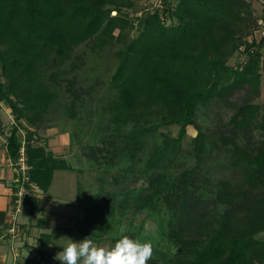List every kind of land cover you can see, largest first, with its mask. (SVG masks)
Returning <instances> with one entry per match:
<instances>
[{
  "label": "trees",
  "instance_id": "trees-1",
  "mask_svg": "<svg viewBox=\"0 0 264 264\" xmlns=\"http://www.w3.org/2000/svg\"><path fill=\"white\" fill-rule=\"evenodd\" d=\"M136 4L0 0V78L6 79H0V100L10 106L17 122L6 136L8 155L15 163L25 143L27 183L44 192L57 170H73L22 120L40 125L59 98L46 76L71 60L77 47L94 38L101 50L120 44L111 77L118 94L105 107L111 116L103 141L135 167L150 136L163 125L180 126L178 137L152 145L141 170L149 182L133 197L135 209L158 211L161 200L166 202L176 218L170 230L177 250L172 264H264V236L258 237L264 233V105L256 102L264 83V35L250 39L264 19V9L259 12L251 0H164L136 17L124 11ZM136 26L139 33L128 42ZM237 53L242 61L230 64ZM213 103L233 112L220 140L197 121L200 108ZM190 125L198 131L196 163L176 179L171 169ZM215 150L225 154V168L241 173L238 179H217V168L204 167ZM94 157L90 153L89 158ZM78 202L84 218L77 227L84 237L91 236L92 229L105 228V219L115 215L108 190L89 198L79 192ZM25 206L32 214L43 211L35 190L26 196ZM129 206L128 199L122 208ZM43 221L40 218L39 224ZM0 224L9 227L5 210H0ZM123 236L138 238L126 231L113 238V246ZM43 237L42 245L51 242L50 234Z\"/></svg>",
  "mask_w": 264,
  "mask_h": 264
},
{
  "label": "rangeland",
  "instance_id": "rangeland-1",
  "mask_svg": "<svg viewBox=\"0 0 264 264\" xmlns=\"http://www.w3.org/2000/svg\"><path fill=\"white\" fill-rule=\"evenodd\" d=\"M155 1L137 0L135 8H124V11H128L132 17H136L145 8L155 5ZM262 31H264V26L260 22V27L253 36H250V39H261ZM138 33L139 29L136 26L129 32L128 42ZM120 47V44H116L101 50L97 38L77 47L71 60L54 68L55 71L50 70L46 76L59 95L52 109L37 127L31 126L26 120L22 121L30 129L36 128L42 141H45V136L58 133L72 139L73 150L69 153L68 158H72L71 161H74L76 167L75 172L71 174V180L74 185H78V193L80 192L83 198H89L99 192L103 194L105 190L113 194L115 215L112 219H105V228L90 230L89 233L94 243L101 247H112L115 236L132 231L137 235L138 240L151 242L153 245V258L148 261V264H172L177 251L170 237V230L176 224L174 214L171 213L164 200H161V208L158 211L146 208L136 210L133 197L149 182L148 177L141 170L146 164L152 145L155 142L161 143L169 136L178 137L180 126L177 124L163 125L153 136H150L148 147L140 154L136 168L131 166L130 161L122 159L121 151L103 141L105 137L102 138L101 134H104V128L111 116L105 107L116 100L118 94L117 89L111 83V77L118 64L115 52ZM242 59V54L237 53L230 58L229 63L235 65ZM0 79L6 81L4 77ZM256 102L264 105V83L261 96ZM232 113L231 109L213 103L200 108L197 121L206 133L213 136L214 139L220 140L221 136L227 133V123ZM0 116L3 124L2 134L6 137L11 134L17 122L12 109L3 100H0ZM155 121L156 118L149 125ZM20 133L24 137L27 131L23 128ZM197 133L194 126L188 127V133L182 142V149L176 164L171 169L176 179L184 170L193 167L196 163L193 149ZM90 153H93L98 159L89 158ZM225 162V154L223 152L216 153L215 150L212 159L208 164L205 163L204 167L210 165L214 171L217 168L213 175L217 179L224 177L238 179L241 173L238 170L228 169L229 166L225 168ZM61 174L58 173L54 179L55 183L50 190L52 194L63 193L58 189L59 185L63 180L70 179V175ZM64 183H67L65 191H71V186L68 185L69 181L66 180ZM65 193L70 194L71 192ZM72 197L74 198V194ZM70 198L67 196V199ZM127 198L130 206L124 209L122 205L125 200H128ZM58 204L59 202L56 203V205ZM77 204H80L78 200ZM80 206L83 208L82 204ZM81 207L80 209H82ZM82 211L84 210L82 209ZM79 213L78 209L76 215L78 216ZM15 217L14 220H16ZM11 231L14 234L17 233L15 228ZM263 236L264 233L258 235V237ZM64 237L66 236H62V238ZM62 238L57 242L66 245L68 242L63 241ZM84 238L86 237L78 230V234L73 240L80 241ZM52 261L56 264L58 262L55 259Z\"/></svg>",
  "mask_w": 264,
  "mask_h": 264
},
{
  "label": "crops",
  "instance_id": "crops-1",
  "mask_svg": "<svg viewBox=\"0 0 264 264\" xmlns=\"http://www.w3.org/2000/svg\"><path fill=\"white\" fill-rule=\"evenodd\" d=\"M175 1V0H172ZM253 5L259 12L262 7L258 2ZM49 148L57 155L66 158L68 163L74 168L73 170H57L54 179L58 173L61 175H70L69 181L71 191H65L67 183H60L58 188L63 193L52 194V186L47 192H44L37 186L34 187L36 195L39 197L43 207L40 213L32 214L24 205L19 211L16 210L15 186L17 180V170L13 161L8 155L7 138L0 134V210L7 211L8 228L0 224V264H56L52 260L55 255L62 251L63 244H59L67 238L72 240L78 234L77 223L83 219L84 211L77 204L78 185H74L71 180V174L75 172L74 161L68 158L69 153L73 150L72 139L63 134L45 136ZM65 192H71L66 194ZM38 193V194H37ZM74 194V198L72 197ZM70 196V199H67ZM59 202L58 205L56 203ZM78 216L76 215L78 212ZM84 210V209H83ZM16 215V220L14 216ZM43 218L42 224L39 219ZM14 220V221H13ZM17 231L14 234L11 229ZM44 233L51 235V242L42 245ZM78 237H80L78 235ZM81 238V237H80ZM58 261V260H56ZM60 264V261L57 262Z\"/></svg>",
  "mask_w": 264,
  "mask_h": 264
},
{
  "label": "clouds",
  "instance_id": "clouds-1",
  "mask_svg": "<svg viewBox=\"0 0 264 264\" xmlns=\"http://www.w3.org/2000/svg\"><path fill=\"white\" fill-rule=\"evenodd\" d=\"M90 237L80 241L67 238L68 243L54 259L60 261V264H148L153 257L151 242L123 236L114 246L101 247Z\"/></svg>",
  "mask_w": 264,
  "mask_h": 264
},
{
  "label": "built area",
  "instance_id": "built-area-1",
  "mask_svg": "<svg viewBox=\"0 0 264 264\" xmlns=\"http://www.w3.org/2000/svg\"><path fill=\"white\" fill-rule=\"evenodd\" d=\"M163 1L164 0H156L155 3L157 5H162ZM251 1L253 3L258 2L261 5L262 9H264V0H251ZM260 22L264 26V19H262ZM262 32L264 35V31ZM13 164L16 166L17 174H18V180H17L18 182L16 186L17 189L15 191V196H16V204H17L16 210L19 211L25 205L26 196L30 195V193L34 191V187H35V185H31L30 187L27 183L29 180V174H28L29 165H28L27 157H26L25 143L22 146L18 159Z\"/></svg>",
  "mask_w": 264,
  "mask_h": 264
}]
</instances>
